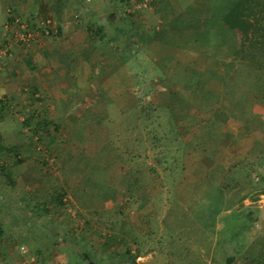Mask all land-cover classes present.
I'll list each match as a JSON object with an SVG mask.
<instances>
[{"label": "rangeland", "instance_id": "374dc122", "mask_svg": "<svg viewBox=\"0 0 264 264\" xmlns=\"http://www.w3.org/2000/svg\"><path fill=\"white\" fill-rule=\"evenodd\" d=\"M53 1L62 9L50 7L39 17L59 32L35 33L37 46L49 40L55 54L40 53L38 60L14 49L12 57L10 47L12 62L0 64V101L6 103L0 122V264H35L39 250L45 264H67L72 252H89V243L110 235L104 215L119 219L123 239L132 236L125 229L144 237L143 251L149 252L136 264H164L168 244L158 239L168 232L161 216L169 205L158 209L155 197L187 206L203 195L224 209L217 228L204 229L210 209L201 205L182 228L184 241L193 242L195 255L208 264L215 254L217 264H225L233 251L236 264H251L242 253L246 243L264 235V126L249 132L236 105L257 94L249 87L252 76L244 79L226 60L217 65L215 36L226 44L229 39L217 27L222 22L215 0H158L146 9L136 8L138 0ZM129 11L133 16H126ZM95 23L102 25L99 34L93 33ZM3 32L8 39L11 34ZM202 39L211 46L201 48ZM147 112L153 118L144 124ZM169 118L179 135L170 133ZM163 153L181 171L171 195ZM217 166L218 185L212 174ZM242 207L257 214L248 238L238 235L242 224H253L241 216ZM235 212L236 227L221 229V218ZM152 216L159 227L153 238L147 224ZM122 250L115 241L91 257L123 264L110 258ZM180 264L194 263L185 255Z\"/></svg>", "mask_w": 264, "mask_h": 264}, {"label": "trees", "instance_id": "16d2710c", "mask_svg": "<svg viewBox=\"0 0 264 264\" xmlns=\"http://www.w3.org/2000/svg\"><path fill=\"white\" fill-rule=\"evenodd\" d=\"M125 1L127 2L128 0H123L124 3ZM129 1L132 2V0ZM137 2L142 3L143 0H138ZM215 4L218 7L220 22H222L221 24H217V27L220 29L221 35H224L225 32H231L232 35L235 37V46L233 49L232 60H231V64L233 65H231V68L235 64L238 67L241 76L244 79L245 78L248 79V75L252 76L251 78L252 84L250 83L249 87L252 91H255L257 93L256 95H254L253 98L250 97H244L242 99L240 98L241 103L240 102L236 103V105L239 108H241L243 110V113L246 115V118L248 119L249 132H251L264 126V124H262L264 122L263 114L261 113V109L259 108L260 106L264 107V0H215ZM150 6L151 4L148 7H142V8L146 9L149 8ZM125 14L126 16L129 17L133 16L131 11ZM16 18H21L20 24L22 25L19 24L16 25ZM47 20L50 19L49 18L40 19L39 15L30 16V17L20 15L13 8L9 7L6 10L5 23L2 26V32L5 31L6 29V25H7L6 23H9L11 29L14 27L20 28L21 26L25 25L26 27L25 31L27 34L36 31L42 32L43 28L42 27L38 28V26L42 21L46 22ZM93 25L98 26V29L93 28L94 34H99L101 31H103V29L99 27L102 26L101 23H97V24L95 23ZM59 30L57 29V32H59ZM57 32H55L54 30L53 34L56 35ZM225 37L229 39L227 35H225ZM206 39L209 42V40L212 39V36L210 35V37H206ZM37 41H39V39L38 40L32 39L22 46V44L20 43H15L11 39V36L8 35V39L2 41L0 48H5L6 45L11 44V49L14 55L15 54L14 49L16 51L29 49L27 47L33 46L34 44L37 43ZM9 51L10 50H8L6 56L4 57L5 59H8L9 55H12V53ZM242 77L241 79H243ZM210 96L211 95H209V97ZM206 97L208 98V96ZM214 99L217 100L219 99V97L214 95ZM152 100L153 99H150V101ZM5 110H6V103L0 101V122L4 120ZM144 116H145V118H143L144 124L146 123L147 120H151V118H153V114H150L149 112H147V114H145ZM172 120L173 119L169 118V122L172 125L170 129V133L179 135L178 130H176L174 121ZM47 123L48 121L45 119L42 122L43 126L47 125ZM179 137L175 136V138L178 141H180ZM160 138L162 139L163 136H160ZM163 156H166V159L162 165L164 166V169L166 170L167 173L166 179L168 180L167 182L169 185L168 192L170 193L169 195H171L173 194L172 190L175 188V186L178 184L181 178L179 173L181 171L179 170L180 167L177 164L171 162V159H168L167 156L170 155H166L165 153H163ZM150 169L151 170L153 169L156 172V169H154L153 167H151ZM212 172H213L212 174H214L213 182L214 184L218 185L219 182L218 174L222 173L220 167H218ZM215 173H217V175ZM261 180H263V178H261ZM136 181L139 182L140 179H137ZM203 183L205 184L204 180ZM198 187H202V186H198ZM212 188L217 189V187L214 186ZM135 190H137V188H135ZM219 193L220 192H218V194ZM202 197L203 199L189 200L188 203H186L187 206L182 204L180 205L175 198H168V201L166 202L165 199L161 196L155 197V201L157 200L156 204L158 209H161V207H163L164 204L169 205L165 214L161 216L162 222L165 223L166 227H168V232L167 234L164 235V237L158 239V244H163V245L165 243L168 244V247L166 248L168 258L164 260V264H180L183 261L185 255H187V257L189 256L191 262L194 264H208L207 261L204 260V257L201 256L197 257L195 255L194 249L192 248L194 246L193 242L184 241L185 238H183L184 235L182 231V228L185 227L184 225H187V223L190 222V220L192 219L191 213L201 212L198 209L201 205L208 206L210 209V212H208L207 214L202 212L207 217L205 218L206 223H204V229H209L212 231V228L213 229L217 228V216H219L224 209L219 210L216 208L215 202H218L216 201V198L215 200H213L212 203L211 201L208 203L207 197L209 198L211 197L207 195H203ZM59 201L62 205H64L62 200ZM241 212H242L240 213L241 216L245 217L246 221L253 222V224L251 225L242 224L241 233L238 234L240 236L244 235L246 236V238H248L250 231L249 229L254 227V221L257 220L256 210L248 209L247 207L246 208L242 207ZM118 215L121 216L124 215V213H118ZM105 217L106 215H104L103 217L100 216V218L103 220L102 223L104 224V226H106L108 230H110L109 232L110 235H108V237L105 238L104 241L99 242L97 245L96 243H89L92 245V247L88 248L89 252L83 251L79 254L76 251L72 252V254L69 257L70 260L67 264H105L106 259H101V261L97 262L95 257L92 259L91 254L93 252V256H94L95 255L94 252L99 251L102 247L109 249L111 243L115 241L117 243L119 242L120 245L121 244L123 245V250H122L123 252L117 253L115 251L114 252L111 251L112 254L110 255V258L118 262L122 260L123 264H136L137 263L136 261L139 257H143L148 254L149 251H143L144 250L143 245L145 246L146 243V242L144 243L145 240L144 237L137 234V232L134 231L130 232L125 229V232L126 233L129 232V236L130 235L132 236L131 238L123 239L122 232L120 229L119 219H112V217H106V218ZM238 219H240V215L237 212L234 213L233 217H231L230 215L225 218L222 217L221 220L223 221H221V229L226 227L228 229L231 228L232 226L233 228H235L236 227L235 221ZM155 222L156 225H154ZM157 222H158L157 216L150 217L149 221L147 222V224L150 226L149 237L152 236L153 238V235L158 234L159 227ZM190 224L189 227L186 226V228L190 229L191 233L194 234V231L190 227ZM155 229H157V231H155ZM3 235H4V229L0 225V239L3 237ZM189 237H192V235H189ZM78 238L80 239L79 236ZM194 238L196 239V236ZM250 239L251 242L249 241L248 243H246L247 244L246 246L248 247L242 253L251 262V264H264V235L262 236L253 235ZM219 246L221 247L224 245L220 242ZM161 248L163 249V247ZM36 254L37 255L35 256L36 257L35 264H45L44 262L45 257L43 255V252L39 250L36 252ZM235 254H237V251L227 253L225 256V264L226 263L236 264ZM130 261H132V263ZM213 263L217 264L216 254L213 257ZM144 264H149V263H144Z\"/></svg>", "mask_w": 264, "mask_h": 264}, {"label": "crops", "instance_id": "0c3cea01", "mask_svg": "<svg viewBox=\"0 0 264 264\" xmlns=\"http://www.w3.org/2000/svg\"><path fill=\"white\" fill-rule=\"evenodd\" d=\"M56 1H58V0H56ZM60 2H61V0H60ZM50 3H52V5H50ZM9 7L13 8L20 15H23V16H26V17L35 16V15H41V13L49 14L50 12H48V11H50L49 10L50 7H53L52 9H56V10L58 8H54V7H59V9H62L61 5H55V2L53 0H0V34L2 35V36L0 35V43L3 40L2 26L5 23L6 10ZM60 15H62V13H60ZM70 30L73 31L72 32L73 33V37L77 36V31H76L75 28L71 27ZM224 34L227 35L228 38H229V42H227V44L225 42L223 43L221 40L218 41L219 39H222V36H219V37L217 36L218 39H214L217 42H215V46L213 47V49L216 51L215 54L218 55V57H217L218 62L217 63H219V64H217V63L216 64L219 67L227 65L228 62H229V64H231V60H232L231 58H232L233 49H234V46H235V37L232 35V33L231 32H225ZM60 36H61V34H60ZM48 41L49 40H47L45 42V44L40 45V46H37V44H34L33 46H31L29 48V50L28 49H24L25 51L26 50H28V51L24 52V50H23L22 53L23 54L27 53V55L30 58L31 57H36V58H38V60L40 59V53H42V55H45V54L53 55V54H55V51H53V49H50L51 47L48 46V44H49ZM202 43L203 42H201V44ZM204 43H205V41H204ZM51 44H53L52 41H51ZM201 44H200V46H201ZM206 46H211V44L210 43H207V44L205 43V44H203L201 46V48H205ZM198 53L201 54V49H200V51H198ZM227 54L229 55L228 59H227ZM13 56H15V54L12 55V57ZM221 56H224V57H221ZM219 57H221L222 59L219 58ZM20 58H22V60H23L24 57L21 56ZM7 60L12 62L13 59L10 60V58H9ZM225 60L227 61V63H225L226 62ZM223 61H225L224 62L225 64L221 63ZM8 66H10V65H8Z\"/></svg>", "mask_w": 264, "mask_h": 264}, {"label": "built area", "instance_id": "2783aa9c", "mask_svg": "<svg viewBox=\"0 0 264 264\" xmlns=\"http://www.w3.org/2000/svg\"><path fill=\"white\" fill-rule=\"evenodd\" d=\"M154 1H157V0H143V2L141 3H138V6L136 8H142V7H148L150 4H152ZM20 21H21V18H16V25H22L20 24ZM6 29L5 31L9 32L11 35V39L15 42V43H20L22 44V46L29 42L30 40H38V34L35 33V32H31V33H26V27L25 25L21 26L20 28H12L11 29V26L9 25V23H6ZM53 22L51 20H47L46 22L45 21H42L40 23V25L38 26V28H43V31L40 32L41 33V36H44V37H48L50 35L53 34V31H54V28L53 27ZM11 47V44L9 45H6L5 48H0V64L3 60V58L6 56L9 48Z\"/></svg>", "mask_w": 264, "mask_h": 264}]
</instances>
